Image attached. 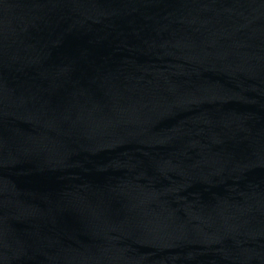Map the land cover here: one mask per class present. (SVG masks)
<instances>
[{
  "label": "water",
  "instance_id": "obj_1",
  "mask_svg": "<svg viewBox=\"0 0 264 264\" xmlns=\"http://www.w3.org/2000/svg\"><path fill=\"white\" fill-rule=\"evenodd\" d=\"M0 264H264V0H0Z\"/></svg>",
  "mask_w": 264,
  "mask_h": 264
}]
</instances>
